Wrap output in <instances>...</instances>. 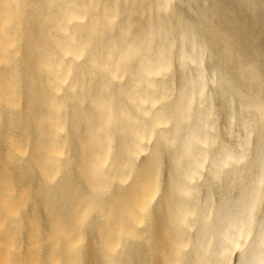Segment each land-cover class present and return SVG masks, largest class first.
Here are the masks:
<instances>
[{"label":"bare ground","instance_id":"obj_1","mask_svg":"<svg viewBox=\"0 0 264 264\" xmlns=\"http://www.w3.org/2000/svg\"><path fill=\"white\" fill-rule=\"evenodd\" d=\"M0 264H264V0H0Z\"/></svg>","mask_w":264,"mask_h":264},{"label":"rangeland","instance_id":"obj_2","mask_svg":"<svg viewBox=\"0 0 264 264\" xmlns=\"http://www.w3.org/2000/svg\"><path fill=\"white\" fill-rule=\"evenodd\" d=\"M14 219V218H13Z\"/></svg>","mask_w":264,"mask_h":264}]
</instances>
